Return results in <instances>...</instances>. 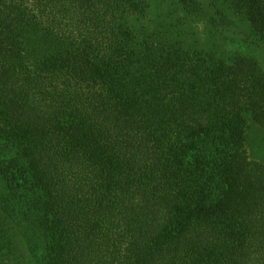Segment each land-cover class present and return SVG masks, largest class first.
<instances>
[{
  "label": "trees",
  "instance_id": "16d2710c",
  "mask_svg": "<svg viewBox=\"0 0 264 264\" xmlns=\"http://www.w3.org/2000/svg\"><path fill=\"white\" fill-rule=\"evenodd\" d=\"M231 1L264 41V0ZM143 5L0 0L4 261L264 264V68L139 41Z\"/></svg>",
  "mask_w": 264,
  "mask_h": 264
},
{
  "label": "rangeland",
  "instance_id": "374dc122",
  "mask_svg": "<svg viewBox=\"0 0 264 264\" xmlns=\"http://www.w3.org/2000/svg\"><path fill=\"white\" fill-rule=\"evenodd\" d=\"M143 8L127 14L125 21L132 27L139 41L157 47L178 44L190 53H213L217 58L232 59L245 56L256 59L264 68V41L251 29L243 15L238 14L231 0H141ZM245 148L253 161H264V126L250 122ZM3 190L9 188L3 181ZM33 230L31 233L33 234ZM35 233V232H34ZM20 239L21 232L12 219L0 220V264L9 246L5 240ZM35 235V234H34ZM8 236L7 239L3 238ZM37 237V236H36ZM20 242V241H17ZM20 245L19 243H17ZM34 248L40 249L35 245ZM20 247V246H19ZM19 264H35L34 253L20 247ZM32 254V255H30ZM33 256V258L31 257Z\"/></svg>",
  "mask_w": 264,
  "mask_h": 264
}]
</instances>
